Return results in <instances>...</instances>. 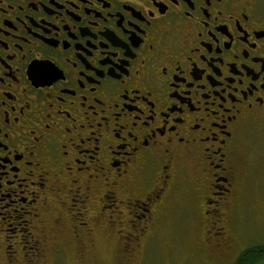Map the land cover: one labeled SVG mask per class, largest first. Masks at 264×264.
Returning a JSON list of instances; mask_svg holds the SVG:
<instances>
[{"label":"flooded vegetation","instance_id":"obj_1","mask_svg":"<svg viewBox=\"0 0 264 264\" xmlns=\"http://www.w3.org/2000/svg\"><path fill=\"white\" fill-rule=\"evenodd\" d=\"M262 129L264 0H0V264H96L99 234L131 263L182 184L188 258L264 264L235 239Z\"/></svg>","mask_w":264,"mask_h":264},{"label":"rangeland","instance_id":"obj_2","mask_svg":"<svg viewBox=\"0 0 264 264\" xmlns=\"http://www.w3.org/2000/svg\"><path fill=\"white\" fill-rule=\"evenodd\" d=\"M249 142L252 147L250 157L252 167L248 175L249 192L247 195H249L243 204L244 232L239 237L236 235L235 238L237 242L236 252L240 248V243L244 247L264 241V129L252 132ZM174 190L172 201H170L158 224L155 225V232L157 233L155 241L150 244L151 246L145 254L143 253V256L141 253L137 254L135 260L128 264H206L187 256L190 244H192L199 231L191 207V190L185 184ZM104 213L107 215L109 210H105ZM117 220L124 223L119 217ZM118 224L115 223L117 229ZM5 227V224H3L0 228L5 229ZM111 228L114 227L111 226ZM122 228L123 231H129L126 225ZM3 233L8 235L5 230ZM122 240L116 241L113 236L106 238L104 235L99 234L97 239L98 249L95 251L97 256L94 257L98 258L95 261L96 264H121L117 262V258H119L117 249L124 246ZM171 247L174 249L173 252L170 251ZM172 257L181 258L171 259Z\"/></svg>","mask_w":264,"mask_h":264},{"label":"trees","instance_id":"obj_3","mask_svg":"<svg viewBox=\"0 0 264 264\" xmlns=\"http://www.w3.org/2000/svg\"><path fill=\"white\" fill-rule=\"evenodd\" d=\"M250 255V253H248V252H245V253H243V255H242V257H247V256H249ZM243 258V259H244ZM259 258H260V256H259ZM240 260V259H239ZM242 263H243V261H242ZM235 264H238V259L236 260V262H235Z\"/></svg>","mask_w":264,"mask_h":264}]
</instances>
